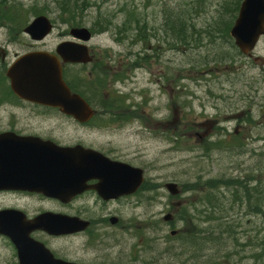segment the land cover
<instances>
[{
	"label": "rangeland",
	"instance_id": "rangeland-1",
	"mask_svg": "<svg viewBox=\"0 0 264 264\" xmlns=\"http://www.w3.org/2000/svg\"><path fill=\"white\" fill-rule=\"evenodd\" d=\"M58 1L0 0V39L13 41V51L25 50L30 39L22 28L44 6L55 27L38 44L54 48L70 39L74 16L59 11ZM86 1L75 17L78 26L93 32L88 44L106 82L96 83L95 74L85 83L92 98L115 89L109 113L94 104L99 114H115L114 132L98 138L114 146L116 159L142 167L145 183L137 198L115 201L110 208L120 224L93 229L95 235L107 233L106 239L94 245L62 239L57 250L98 264H179L182 259L185 264L209 259L254 264L257 253L263 256L257 262L263 263L264 200L259 195L242 200L240 182L264 185V36L249 57L233 38L209 35L218 20L224 22L219 18L229 15L223 6L232 8L238 0ZM172 12L173 23L180 25L179 16L186 24L189 35L183 43L168 31L166 17ZM7 13L20 24L6 27ZM99 21L109 28L93 31ZM22 113L37 110L27 107ZM247 117L254 122H242ZM168 182L177 183L178 195L165 188ZM78 209L93 217L106 212L96 203L74 204L72 210ZM167 214L172 222L165 220ZM172 230H201L200 245L180 250L181 238L172 237L177 235ZM177 251L182 259L174 256ZM0 264H17L12 245L2 236Z\"/></svg>",
	"mask_w": 264,
	"mask_h": 264
},
{
	"label": "water",
	"instance_id": "water-1",
	"mask_svg": "<svg viewBox=\"0 0 264 264\" xmlns=\"http://www.w3.org/2000/svg\"><path fill=\"white\" fill-rule=\"evenodd\" d=\"M52 26L46 16H38L25 31L35 39H42ZM73 37L88 41L91 33L87 28H73ZM237 48L245 55H251L260 37L264 35V0H243L237 18L230 30ZM57 53L67 62H88L91 60L89 48L84 43L67 41L57 47ZM8 76L14 91L23 99L53 107H59L65 114L74 115L82 121L93 115L92 107L78 94L72 93L63 80L62 68L56 55L40 51L20 56L9 68ZM3 138H0L2 140ZM21 140L17 146L24 150L28 145ZM38 147L43 144L35 141ZM40 150V148H38ZM68 156L79 155L84 151L66 148L60 151ZM93 152V151H91ZM24 154V153H22ZM20 153V155H22ZM90 154V153H88ZM98 158L86 162L81 167V161L65 160L64 166H48L45 161L38 160L36 166H27L26 160H21L19 168V183L21 188H33L34 185L50 187L51 195L58 197L70 196L79 191L82 173L86 179L95 177L99 182L94 186L104 198H118L134 193L142 184L144 170L122 161L104 158L99 153ZM60 174V175H59ZM63 175V176H62ZM63 179L64 189L57 192L58 182L54 178ZM166 188L172 195L179 193L177 183L168 182ZM83 189V185L81 186ZM171 219L167 214L165 220ZM117 221V218L112 219ZM76 217H57L56 215H40L33 220L25 214L13 210L0 211V232L8 236L17 248L20 264H75L58 260L48 249L30 237L31 231L44 227L54 234L75 232L86 227ZM175 234V231L171 232Z\"/></svg>",
	"mask_w": 264,
	"mask_h": 264
},
{
	"label": "flooded vegetation",
	"instance_id": "flooded-vegetation-1",
	"mask_svg": "<svg viewBox=\"0 0 264 264\" xmlns=\"http://www.w3.org/2000/svg\"><path fill=\"white\" fill-rule=\"evenodd\" d=\"M5 26L11 28V25L6 24ZM12 42L13 41L10 39H0V138H3L0 140V211L5 209L21 211L30 219L48 213L51 215L76 217L79 220L87 221L88 226L75 233L53 235L45 229L39 228L35 229L31 233V236L35 240L42 242L53 253L55 258L76 264H98L85 262L78 257L65 255L59 252L55 247L59 246L57 245V243L59 244L58 240L71 238L72 242L76 238L81 241L85 239L86 244L89 245H94L103 241L109 235L107 233L102 236L95 235L93 229L96 227H104L103 229L106 231L108 226L110 228H115V223L111 221L112 217H115V213L109 211L110 208L113 205L115 207V201L137 198L142 187L132 195L121 196L117 199H105L92 187V185L98 182V179L88 178L86 180V173H82L81 175L83 178L81 181H83L84 186L88 187L82 189L81 184L79 191L73 195L63 196L61 198L51 195L52 190L50 187L37 184L34 185L33 188H21L19 183V168L22 159L26 160L27 166H36V162L42 160L48 162L46 165L50 167L52 165L65 167V160H76L82 162L81 167H86V162H92L98 158L95 154L68 156L62 154L58 147H83L84 149L97 151L105 157L115 161L114 146L108 148L107 143L102 145L98 138L103 134L114 132L115 114L98 113L82 121L78 117L62 113L59 108L31 102L19 97L13 90L10 79L7 76L9 67L17 58L25 53L42 48H49L30 39V42L26 43L25 50L13 51L11 49ZM49 50L53 51L51 49ZM92 64L81 65L62 63L65 78L68 77L69 67L71 68V75H74L80 73V69L84 67L89 68ZM90 72H92V70ZM72 77L75 78L74 76ZM68 84L73 91H78L77 85H79V83L71 82V84ZM111 93L112 89L109 88L108 92L105 94L106 96H110ZM113 100H115V98H113ZM27 107L35 108L37 113H22V109ZM21 140H25L23 143L28 145L24 150H22L20 146H17ZM35 141L43 145L38 147ZM112 145H115V143H112ZM38 148H40V150H38ZM20 153L24 154L20 155ZM54 178L59 185L57 192H61V189H64L61 184L63 179L59 180L57 176ZM76 203H96L103 209H106V212L104 215L97 217L87 216L80 209L72 210L73 205ZM117 219L116 224H120L121 219L119 217ZM14 254L17 264H19L15 249Z\"/></svg>",
	"mask_w": 264,
	"mask_h": 264
},
{
	"label": "trees",
	"instance_id": "trees-1",
	"mask_svg": "<svg viewBox=\"0 0 264 264\" xmlns=\"http://www.w3.org/2000/svg\"><path fill=\"white\" fill-rule=\"evenodd\" d=\"M240 1L241 0H238L234 4V6L232 8H228L227 3L223 6V9L226 12H228L229 15L227 17H225V16L221 17L220 16L221 18H219V19H222L224 22L222 23V21L218 20V25L207 31L209 33V35H212V36H215V37L219 36V38H223V39H227V40H231L232 39L230 37V35H229V30H230V28H231V26L233 24V21H234V19L236 17L237 12H238ZM86 6H87V1L86 0H59L57 9L59 11H63L65 13H69L70 15L74 16L72 18V20L70 21V23H71L72 26H76V25L78 26L79 25L78 18L75 17V16H77V14L79 12H83ZM44 7H40L38 9H35L34 11L35 12H39L37 14L46 13V12H44L46 10V7L45 8ZM39 10H41V11H39ZM178 15L179 14L177 13V16ZM223 15H226V13L223 14ZM174 18H175V16H174L173 12L172 13H168V15L166 17V25L168 27V31H170V28H171L170 35L180 39L182 41V43H183V40L185 41V36L189 35L188 31L186 29V24L183 23L184 19H182L179 16H178V19H179L180 25L179 24H175V23H173V19ZM103 21L106 22L107 20H103ZM103 21L96 22L94 24L95 27L92 28L93 31L96 32V31H99V30H101V31L107 30L109 28V25L102 24ZM169 26H172V27H169ZM176 38H175V42L179 43V41ZM142 59L146 60L145 56H143ZM103 107L105 109H110L109 105H103ZM246 120H247L246 122H248V123L254 122L252 117H247ZM236 139H237V137H236ZM240 183H241V186L243 187V194H242V198L243 199L242 200H245V199L246 200H251L256 195H259L258 198L264 200V185L261 182H259V184L257 182L256 184H254L251 187H248V184L244 185L242 183V181ZM249 183H250V181H249ZM242 200H240L239 198L234 197V201L235 202H237V201L243 202ZM255 206H256V208H259L260 204H256ZM200 232H201V230H196L195 232H192V233L189 234V233H187V231L181 230L179 232L177 231V235L172 236V237L181 238V242H180L181 245L179 247H177L180 250H182L183 245H184V249L187 248V249L194 250L195 249L194 247H198L200 245V243H199V237L201 236ZM207 237L208 236H204L203 240L205 241L207 239ZM259 245H260V247H261V249H262V251L264 253V239L260 240ZM172 249H173L172 246H168L166 248V252H171ZM188 252H190V251L188 250ZM195 255H194V257H195ZM174 256H176L177 258L178 257L181 258L182 255L180 254V251H177ZM262 257L263 256L260 253H257V254L254 255V258L257 261H260L262 259ZM182 260L183 261H180L179 264H185V259H182ZM203 261L205 262V264H220L218 261H214V262L211 261V259L203 260ZM257 261H254L255 262L254 264H264V262L261 263V262H257Z\"/></svg>",
	"mask_w": 264,
	"mask_h": 264
}]
</instances>
